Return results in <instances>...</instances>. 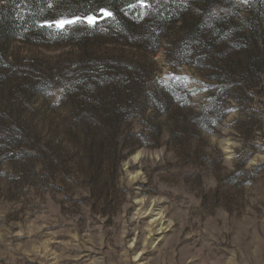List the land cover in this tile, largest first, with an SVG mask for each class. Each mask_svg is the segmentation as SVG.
<instances>
[{"label": "rangeland", "instance_id": "obj_1", "mask_svg": "<svg viewBox=\"0 0 264 264\" xmlns=\"http://www.w3.org/2000/svg\"><path fill=\"white\" fill-rule=\"evenodd\" d=\"M33 1L0 9L62 11ZM216 1L225 43L190 37L201 0L158 51L86 21L0 38V264H264V0Z\"/></svg>", "mask_w": 264, "mask_h": 264}, {"label": "trees", "instance_id": "obj_2", "mask_svg": "<svg viewBox=\"0 0 264 264\" xmlns=\"http://www.w3.org/2000/svg\"><path fill=\"white\" fill-rule=\"evenodd\" d=\"M14 4L21 0H12ZM43 0H34V3H40ZM54 5L62 11L57 12L58 15L54 19L49 20L42 15L38 9L29 13L22 21H15L10 14H3L4 9L1 7L0 16L7 26L0 25V38L4 35L15 33L19 34L18 27L26 28L30 25L32 31L39 32L45 35L47 26L39 27L47 21L55 22L60 18L74 19L75 17H88L94 15L103 18L101 9H108L114 14L113 18H105L91 27L90 32L96 33L99 28L103 27L105 30L108 26L113 32L118 35V38L123 39L126 43L139 44L146 48H153L158 51V46L162 37L165 35L167 29L178 23L183 22L184 12L187 7L183 6L182 0H146L151 5L150 8L130 7V5H138V0H51ZM191 0H187L188 6ZM199 1V0H198ZM205 4V14H202L201 19L197 22L190 31V37L194 38L201 34L203 36L211 33L212 36L219 43H225L226 36H224L225 26L227 22L220 17H210L211 12L218 2L216 0H201ZM222 4V2H219ZM231 7V6H230ZM13 14V13H12ZM16 16V13H14ZM22 24H9L10 20ZM46 19V20H45ZM14 35V36H15ZM79 39L81 35L77 36ZM228 38V36H227ZM213 43L209 44L212 47ZM227 45V44H226ZM226 47V46H225ZM222 59L226 57L228 60V53L226 48L216 54ZM107 81L104 75L101 77Z\"/></svg>", "mask_w": 264, "mask_h": 264}, {"label": "snow or ice", "instance_id": "obj_3", "mask_svg": "<svg viewBox=\"0 0 264 264\" xmlns=\"http://www.w3.org/2000/svg\"><path fill=\"white\" fill-rule=\"evenodd\" d=\"M238 2L241 3V4H249L250 0H238ZM182 3H183V6H185V7L188 6L187 0H182ZM49 7H51V4H49ZM130 7L150 8L151 5L148 4L146 2V0H138V5H130ZM100 11L103 14V16H105V17H110V18H113V19L115 18L114 14L111 11H109L108 9H101ZM96 20H97V17H93V16L85 17L83 21H81V18L76 17V18L71 19V20L55 21V24H56L57 27L63 28V25H65V24L71 25V24H74V23H77V22L86 21L90 25L94 26L95 23H96ZM48 26L51 27L52 24H49Z\"/></svg>", "mask_w": 264, "mask_h": 264}, {"label": "bare ground", "instance_id": "obj_4", "mask_svg": "<svg viewBox=\"0 0 264 264\" xmlns=\"http://www.w3.org/2000/svg\"><path fill=\"white\" fill-rule=\"evenodd\" d=\"M165 213H163V211H158L157 214L155 216H153V220H152V225H156V228H158V230H162L163 226L166 224V218L167 216L164 215ZM149 228V227H148ZM150 232H153V229L150 228L149 230ZM151 235V234H150ZM140 255V254H139ZM137 257V256H136Z\"/></svg>", "mask_w": 264, "mask_h": 264}]
</instances>
